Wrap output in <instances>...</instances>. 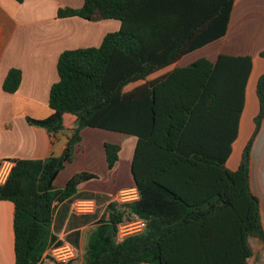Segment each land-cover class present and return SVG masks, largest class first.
Masks as SVG:
<instances>
[{"label": "trees", "instance_id": "16d2710c", "mask_svg": "<svg viewBox=\"0 0 264 264\" xmlns=\"http://www.w3.org/2000/svg\"><path fill=\"white\" fill-rule=\"evenodd\" d=\"M144 1L84 0L79 8L58 11L59 17L119 20L121 28L108 33L100 46L65 50L58 60L59 79L50 90L51 114L44 119L28 118L53 134L66 129L67 115L75 117V124L69 129L62 156L17 159L6 182L0 184V200L14 204L15 264H187V253L175 250L184 244V233L193 227L213 245L225 220L240 246L241 264H248L253 255L249 236L264 243L260 199L250 186L251 148L264 119V74L257 82L260 110L255 132L238 168L226 166L237 135L238 111L244 107L252 57L221 54L216 63L204 59L193 64L208 68L203 72L207 77L203 96L226 98L231 86L235 87L233 135L225 141L223 157L207 153L203 129L193 122L184 103L163 106L159 102L155 81L126 89L224 35L233 0H224L219 7L218 28L211 34L203 27L205 23L145 22L139 11ZM159 16L167 18L168 10L163 9ZM176 35L182 38L176 40ZM260 54L264 57V50ZM21 81L22 71L13 68L3 88L15 93ZM86 127L137 136L132 173L139 197L110 201L101 217L87 227L77 255L58 261L47 253L52 244L63 243L54 233L56 208L72 202L81 183L98 178L95 173L81 171L64 187L55 185L59 173L73 161ZM104 146L108 168L113 169L122 147L111 142ZM140 219L146 223L144 231L119 238L120 225Z\"/></svg>", "mask_w": 264, "mask_h": 264}, {"label": "crops", "instance_id": "0c3cea01", "mask_svg": "<svg viewBox=\"0 0 264 264\" xmlns=\"http://www.w3.org/2000/svg\"><path fill=\"white\" fill-rule=\"evenodd\" d=\"M83 3L84 0H0L1 164H14L13 161L17 159H45L52 154L62 156L66 151L69 129L75 124L74 116L65 117L66 129L58 134L31 124L28 118L44 119L51 114L50 90L59 79L58 60L65 50L100 46L108 33L121 28V21L115 19L93 21L79 16H58L59 9L79 8ZM223 3L224 0H145L139 11L145 22L205 23L203 27L211 34V30L218 28L219 7ZM163 9L168 10L167 18L159 16ZM228 23L227 31L221 37L184 54L176 62L153 72L146 80L128 85L126 89H133L147 80L155 81L159 102L163 106L184 103L193 115V122L200 123L203 129L207 153L223 157L225 141L233 135L235 87L231 86V95L226 98L203 96L207 86V77L203 72L208 68L204 69L202 65L194 67L193 64L204 59L216 63L221 54L251 56L252 69L246 84L244 107L242 112L238 111L237 135L226 161L229 169L236 170L243 150L255 132V117L260 110L257 82L264 74V57L260 54L264 50V0H233ZM181 38V35L175 37L176 40ZM13 68L22 71V81L15 93H9L4 90L3 84ZM236 105L239 109L238 101ZM121 134L124 133L84 128L82 141L76 148L84 154L77 152V157L75 155L56 178L55 185L61 188L80 171H89L98 176L94 179L95 183L91 180L81 183L72 202L65 201L56 208L54 233L62 244L70 245L75 250V255L82 249L85 231L95 219L90 221L93 213L73 214L72 203L77 199L113 196L121 190L137 188L133 173L125 180L120 178L121 168L117 171L120 157L115 168L109 169L107 165L103 145L106 142L119 143ZM88 135L97 137L99 143L93 147L89 143L84 146ZM130 136V146L135 151L138 138ZM250 186L260 199L264 228V119L251 148ZM110 201L113 199L104 202V211ZM231 230L233 228L225 220L218 230L216 241L210 245L206 235L200 237L190 227L184 233V244L178 245V248L175 245L174 248L187 253V264H241L240 246L235 244ZM142 231L144 228L128 234ZM14 243V204L9 200H0V264H15ZM248 243L253 255L247 259V263L264 264V243L253 236H249ZM55 245L52 244L47 253Z\"/></svg>", "mask_w": 264, "mask_h": 264}, {"label": "built area", "instance_id": "2783aa9c", "mask_svg": "<svg viewBox=\"0 0 264 264\" xmlns=\"http://www.w3.org/2000/svg\"><path fill=\"white\" fill-rule=\"evenodd\" d=\"M13 164L10 162H6L1 164L0 166V184L6 182L10 171L12 169ZM133 191L130 189L121 190L120 192V199L118 201H129L134 200L139 197V192L137 188H132ZM97 209V203L93 199H77L72 203L71 211L74 214H92L95 213ZM146 223L143 219L131 221L120 225L119 228V238L122 239L125 235H122L125 231H134L145 228ZM50 253L53 257H55L58 261H67L72 257H75L76 253L75 250L67 244L55 245L52 246L50 249ZM133 264H151L150 262L140 261Z\"/></svg>", "mask_w": 264, "mask_h": 264}, {"label": "rangeland", "instance_id": "374dc122", "mask_svg": "<svg viewBox=\"0 0 264 264\" xmlns=\"http://www.w3.org/2000/svg\"><path fill=\"white\" fill-rule=\"evenodd\" d=\"M122 136L119 138V144L121 145L122 147V151H121V154H120V162L118 164V167H117V171H119L120 169V172H121V179L125 180L126 176H130L132 177V172H131V162H132V158H133V154H134V151L133 149H131V146H130V140L132 138V136L130 135H125V134H121ZM99 140V139H98ZM89 143L92 147L96 145V143H99V141L97 142V137H93V136H90L88 135V137H85V140H84V146ZM131 149V150H129ZM80 149L78 148L75 153H74V157L76 155L79 154L77 152H80L82 155L84 154L83 152L79 151ZM103 150H104V145H103ZM83 151V150H82ZM105 151V150H104ZM82 160V156L79 160V162ZM71 163V162H70ZM70 163H67L66 166ZM65 166V167H66ZM64 167V169H65ZM75 167H78V166H75ZM63 169V170H64ZM68 172V171H67ZM81 172V171H80ZM66 173V172H65ZM108 174V172L106 173ZM110 176V175H109ZM108 176V177H109ZM96 180H91V182H94L95 183ZM57 186H59V184L57 183ZM130 191H133L132 188H129ZM120 192H118L117 195H113V196H105V197H99V198H91L93 200L96 201L97 203V209L95 211V213L92 214V218L90 219L91 220H97L98 218L101 217V215L103 214L104 212V207H103V204L104 202L110 200L111 198L114 200H121L120 199ZM68 205V204H66ZM74 214V213H73ZM82 215V214H81ZM130 231H125L122 233V235H125V234H128Z\"/></svg>", "mask_w": 264, "mask_h": 264}, {"label": "water", "instance_id": "95a60500", "mask_svg": "<svg viewBox=\"0 0 264 264\" xmlns=\"http://www.w3.org/2000/svg\"><path fill=\"white\" fill-rule=\"evenodd\" d=\"M66 151H64V153H65Z\"/></svg>", "mask_w": 264, "mask_h": 264}]
</instances>
